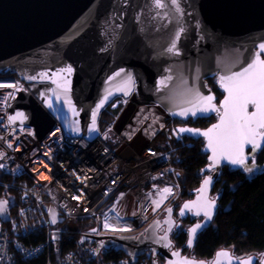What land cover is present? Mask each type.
<instances>
[{"label": "water", "instance_id": "water-1", "mask_svg": "<svg viewBox=\"0 0 264 264\" xmlns=\"http://www.w3.org/2000/svg\"><path fill=\"white\" fill-rule=\"evenodd\" d=\"M180 8L182 14L171 4L158 10L154 0H0V74L10 72L27 84V89L20 91L11 104V123L34 127L39 139L59 123L72 137L85 136L91 142L99 136V120L105 108L117 97L132 96L137 88L139 97L136 98L134 93L132 100L139 104L157 102L175 120L188 122L217 118L207 128L180 125L177 130L189 128L202 133L212 129L220 123V115L216 112L187 117L178 113L188 106L187 100L196 93L212 96L213 103L223 111L227 93L221 86V76L243 70L254 58V53L259 52V45L264 43V0H180ZM181 28L182 33L179 32ZM176 36H179L175 41L179 55L167 51ZM260 56L264 59V53ZM68 67L72 69L70 75L63 71ZM117 73L121 75L117 76ZM129 76L133 83L125 89ZM215 76L224 93L219 102L207 82ZM65 79L69 82L67 93L57 87L64 84ZM161 80L166 82L165 86H161ZM125 90L130 94L125 95ZM251 107L249 112L254 110ZM133 109L134 106L130 105L123 113L118 130ZM17 113L24 114L22 122L19 118L15 122L11 120ZM93 113H96L95 132L90 131ZM180 135L204 140L203 151L208 154L209 163L202 174L210 173L194 190V197L186 200L178 212L181 219L189 215L202 218L188 228V256L182 255L180 249L176 251L171 239L174 227L181 225L173 218L172 207L168 208L170 213L166 210L164 219L151 224L139 237L84 235L80 241L87 238L100 240L98 242L104 248L122 251L133 261L145 251L152 250L155 256L164 258V264H178L183 260L193 264H217V261L227 260L219 256L224 251L234 262L251 258L252 264H256V255L237 258L232 254L233 249L228 248L219 249L210 263L190 255L199 234L211 225L218 210L219 197L212 199V190L223 168L228 166L234 171L243 168L225 160L213 165L207 137L187 132ZM148 141L147 136H142L132 146L141 152ZM263 146L264 141L256 150ZM250 149H253L251 145L245 146L247 164L251 159ZM132 155L133 150L122 153L125 159ZM207 178L212 182L207 191L201 193ZM202 196L215 201L211 220L203 214L195 215V208L187 210L183 207L194 204ZM12 208L14 206H7L0 214L3 223L10 221L9 210ZM182 211L184 215H180ZM53 213L55 223L52 222ZM48 215L52 225L64 222L52 208L48 209ZM196 224L203 227L192 240L190 229ZM163 227L165 232L160 234ZM165 236L167 239H162ZM172 245L175 250L171 251Z\"/></svg>", "mask_w": 264, "mask_h": 264}, {"label": "built area", "instance_id": "built-area-1", "mask_svg": "<svg viewBox=\"0 0 264 264\" xmlns=\"http://www.w3.org/2000/svg\"><path fill=\"white\" fill-rule=\"evenodd\" d=\"M0 84L13 85L0 87V153L4 154L0 188L19 193L17 229L10 231L0 220V264H18L19 257L31 260L45 251L46 264H101L113 248L106 249L100 240L90 238L81 242L84 235L139 237L151 224L164 219L168 208H179L183 187L174 164L175 152L178 144L191 146V142L180 135L179 125L169 122L173 118L161 104H139L133 96H120L105 108L108 118L95 140L72 137L59 123L39 139L34 127L15 126L9 119L11 104L27 84L17 75L5 74H0ZM130 105L134 109L118 130ZM142 136L149 141L138 152L132 145ZM129 150L133 155L125 159L122 153ZM164 188H171L172 194L156 207L154 201L160 199ZM50 208L59 213L63 223L52 225ZM105 224L119 230L112 231ZM41 230L46 233L44 242H24L25 237ZM70 233H78V243L60 252V243ZM161 257L148 250L136 261L126 255L119 264H155V259L162 264Z\"/></svg>", "mask_w": 264, "mask_h": 264}, {"label": "trees", "instance_id": "trees-1", "mask_svg": "<svg viewBox=\"0 0 264 264\" xmlns=\"http://www.w3.org/2000/svg\"><path fill=\"white\" fill-rule=\"evenodd\" d=\"M2 74L12 75L10 72ZM208 85L219 102L224 93L218 83L209 79ZM107 118V111H103L99 120L101 129ZM216 120L217 118L213 116L200 118L196 121L191 120V123L197 128H207ZM185 140L191 142V146L183 143L177 145L174 164L181 174L183 197L191 199L194 197V190L210 174H202L209 161L208 154L203 151L205 144L203 139L185 137ZM257 163L264 165V147L257 153ZM212 195L219 197L218 210L211 225L199 234L192 252L202 259H212L215 253L222 248H233L234 253L238 256L264 252V170L250 177L243 170L234 171L226 166L213 187ZM0 196H3L0 201H8V207L14 206L9 210L10 221L6 223V226L13 232L17 229L16 215L19 193L15 190L4 192L0 188ZM195 220L197 219L188 218L183 222L187 226H191ZM187 238V230L177 232L174 236L176 245L186 251H188ZM23 240L28 245H38L46 240V233L41 230ZM78 240V233L65 235L58 250L60 252L68 251L76 246ZM47 254L45 251L39 257L31 260H23L19 257L18 264H46ZM123 257H126L124 252L112 249L107 251L101 264H119V260ZM160 261L163 263L165 260L161 257Z\"/></svg>", "mask_w": 264, "mask_h": 264}, {"label": "snow or ice", "instance_id": "snow-or-ice-1", "mask_svg": "<svg viewBox=\"0 0 264 264\" xmlns=\"http://www.w3.org/2000/svg\"><path fill=\"white\" fill-rule=\"evenodd\" d=\"M155 8L158 10H164L169 4H171L178 13H181L180 0H154ZM182 14V13H181ZM166 18V17H165ZM179 32H183V28L179 29ZM179 36H176L167 49L168 52L174 55H179V49L176 45V40ZM260 53H264V43L259 45V52L254 53V58L248 63V65L239 72H234L226 76H221L220 83L227 93V98L223 101V111L217 108L213 103L212 96H202L198 93L193 94L191 99L187 100V107L183 108L180 113L181 116L187 117L188 115L196 116L197 113L205 114L209 112H216L220 115V123L215 125L208 131L199 133L197 130L189 128H181L179 133H191L199 134L208 138V147L212 150L213 165L218 164L220 160H225L229 164L240 166L245 168L246 171L252 172L253 169L247 166L248 157L245 155V146L251 145L253 150L261 147V142L264 141V59L261 58ZM64 72L69 75L72 72L71 67L65 68ZM58 73L57 75H62ZM46 75V74H45ZM117 76L121 73H117ZM53 83H56L54 80ZM68 81L65 79L64 84H58V88H63L64 92H68ZM133 83L131 76L125 81V89ZM161 86H165L164 80L160 81ZM0 87H13V85L0 84ZM130 92L125 90V95H129ZM48 106L51 108L52 103L49 101ZM249 106L254 109L249 112ZM19 118L21 122L24 119L23 113H17L11 117V120ZM79 131V128L76 129ZM90 131H97L96 128V113L91 117V129ZM4 158V154L0 153V159ZM3 164H0V168ZM46 178V177H45ZM211 178L204 180V185L200 190L201 193H205L211 184ZM172 194L171 188H164L161 190L160 199L154 201L156 207L160 206V203L167 199V195ZM76 198V197H74ZM8 206V201H0V214H3ZM184 209L192 210L196 209L195 215L203 214L208 220H211L214 210L215 201L208 200L202 196L194 204H185ZM169 213L171 209H168ZM180 215H184L182 211ZM52 222L55 223V213L52 216ZM166 223H168L166 221ZM159 222H157V226ZM106 228L112 231L119 229L112 228L111 225L105 224ZM203 225L196 224L195 227L190 229L192 240L195 239L197 231L201 229ZM171 230L170 228L168 229ZM167 239V237H162ZM191 245V241H190ZM179 256V253H174ZM219 256L226 257V261H217V264H252V259L233 261V258L228 252L222 251ZM178 264H193L192 261L183 260L178 261ZM259 264H264V260H261Z\"/></svg>", "mask_w": 264, "mask_h": 264}, {"label": "rangeland", "instance_id": "rangeland-1", "mask_svg": "<svg viewBox=\"0 0 264 264\" xmlns=\"http://www.w3.org/2000/svg\"><path fill=\"white\" fill-rule=\"evenodd\" d=\"M209 79H213V80H215L216 82H218V78H217V76H215V77H212V78H209ZM209 79H207V82H209ZM134 93H135V97L136 98H138L139 97V95H138V90H137V88H135V91H134ZM134 93H133V95H134ZM132 95V96H133ZM172 118V117H171ZM169 122H173V124L175 125V124H177V125H185V124H179V123H182L181 121H178V120H175L174 118L172 119V121H169ZM249 153V152H248ZM250 154V156H251V159H250V161H249V163L247 164V166L248 167H251L252 169H253V171L252 172H248V171H246L245 170V168H243L242 170L248 175V176H250V177H252V176H254L257 172H260V171H262V170H264V165H260V164H258L257 163V152L256 151H254V152H250L249 153ZM217 197V195H212V199H215ZM185 198L184 197H182L181 199H179L178 200V204L179 205H182L185 201ZM179 207H181V206H179ZM81 226H83L82 224H81ZM192 226V225H191ZM191 226H187L186 224H184L183 226H182V228L181 229H186L187 231H188V228L189 227H191ZM165 232V231H164ZM163 232V233H164ZM172 239V241H173V243L175 244V249H176V251H178L179 249L180 250H182V247H178L177 245H176V243H175V240H174V238H171ZM188 241V240H187ZM187 244V243H186ZM173 246V249H174V245H172ZM228 249H233V248H228ZM189 250V249H188ZM193 251V250H192ZM190 252V255H192L194 258H196V259H202V258H199V257H197L193 252ZM188 254H189V251L188 252H185V256H188ZM232 254L233 255H235V256H237V257H239V258H241V257H244V256H246V257H249L250 255L252 256V255H258L259 256V258H260V260H262L263 259V257H264V252H262V253H257V254H250V255H244V256H238V255H236L235 253H234V249H233V251H232ZM156 257H158L159 258V255H157ZM213 259V258H212ZM212 259H205V260H207L209 263L212 261ZM165 262V261H164ZM164 262L162 263V264H164Z\"/></svg>", "mask_w": 264, "mask_h": 264}, {"label": "flooded vegetation", "instance_id": "flooded-vegetation-1", "mask_svg": "<svg viewBox=\"0 0 264 264\" xmlns=\"http://www.w3.org/2000/svg\"><path fill=\"white\" fill-rule=\"evenodd\" d=\"M251 109H252V107H251ZM193 121V120H192ZM186 123V124H185ZM179 124H185V125H189V126H192V127H196V126H194V125H192V123H191V120H189L188 122H182V123H179ZM197 128V127H196ZM264 147V146H263ZM263 149V148H262ZM255 150H253V149H250L249 150V153L250 152H254ZM260 150H256V152L258 153ZM192 199V198H191ZM185 200H190V199H185ZM184 200V201H185ZM181 206V205H180ZM179 209H180V207L178 208V209H174L173 210V218L175 219V221H176V223L178 224V223H180L181 222V225L179 226V227H174V229L172 230V232H171V238H174V236H175V234L177 233V232H180V231H183V229H181L182 228V226L184 225V220L185 219H181L180 218V216H179ZM188 218H193V219H197V220H195V222L193 223V224H195L196 222H200V221H202V218H198V217H196V218H194V217H192L191 215H189V217ZM188 218H186V219H188ZM192 224V225H193ZM184 230H186V229H184ZM165 231V228L163 227L162 229H161V233H163ZM188 232V231H187ZM187 240H188V238H187ZM187 245V244H186ZM189 249V248H188ZM170 250L172 251V250H175V249H173V246L170 248ZM182 255H185V252H188V251H186L184 248H182ZM251 256V255H250ZM257 256V262H256V264H259V262L261 261L260 260V258H259V256L258 255H256ZM237 257V256H236ZM244 257H246V256H244ZM244 257H241V258H244ZM237 258H239V257H237ZM263 259H264V257H263ZM262 259V260H263Z\"/></svg>", "mask_w": 264, "mask_h": 264}, {"label": "bare ground", "instance_id": "bare-ground-1", "mask_svg": "<svg viewBox=\"0 0 264 264\" xmlns=\"http://www.w3.org/2000/svg\"><path fill=\"white\" fill-rule=\"evenodd\" d=\"M42 177H43V178L47 177V174L42 173Z\"/></svg>", "mask_w": 264, "mask_h": 264}]
</instances>
